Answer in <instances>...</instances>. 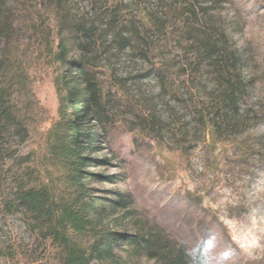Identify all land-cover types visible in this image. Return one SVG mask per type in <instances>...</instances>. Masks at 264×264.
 I'll return each mask as SVG.
<instances>
[{
	"label": "rangeland",
	"instance_id": "1",
	"mask_svg": "<svg viewBox=\"0 0 264 264\" xmlns=\"http://www.w3.org/2000/svg\"><path fill=\"white\" fill-rule=\"evenodd\" d=\"M198 1L207 14L197 22L186 15L193 0H62L63 9L8 0L3 12L14 25L0 45L7 59L0 81L21 76L10 99L23 126L8 131L0 162V264H61L58 247L8 205L21 177L36 186L66 184L51 142L60 121L58 44L70 40L62 33L68 20L97 29L89 70L107 114L92 121L100 136L92 156L108 162L90 168L99 175L93 193L105 203L124 196L143 225L165 229L199 264H264V0ZM193 30L215 33L241 56L250 86L235 132L222 135L191 114L215 86L205 67L187 65L198 55ZM118 33L129 47L120 46ZM67 55L78 59L83 51L74 44ZM137 221L126 230L135 231Z\"/></svg>",
	"mask_w": 264,
	"mask_h": 264
},
{
	"label": "trees",
	"instance_id": "2",
	"mask_svg": "<svg viewBox=\"0 0 264 264\" xmlns=\"http://www.w3.org/2000/svg\"><path fill=\"white\" fill-rule=\"evenodd\" d=\"M47 1L57 9H63L62 0ZM7 2L0 0V45L10 39L14 25L11 14L3 12ZM195 2L199 1L187 3L186 15L189 20L198 22L199 14L206 16L207 12L201 3L198 9ZM96 30L94 25L68 20L62 33L68 34L70 40L64 36L58 44V62L62 70L56 82L61 107L60 121L52 132L51 154L63 168L65 187L30 185L21 177L8 206L26 213L43 237L58 247L61 264H140L143 259L154 264H199L186 244L173 239L165 229L143 225V220L137 219L131 203H127L124 196L107 199L108 203H105L104 197L95 195L90 187L99 176L90 168L108 162L107 158L92 156L100 137L92 121L100 123L107 114L99 81L89 70L96 59V56L88 55L96 47ZM115 37L122 48L131 44L124 34L118 33ZM191 42L198 55L186 59L187 65L195 72L205 67L215 80V86L209 88L207 102H203L202 107L193 103L196 112L191 114L196 121L210 125L222 135L235 132L243 124L239 120L241 103L249 94L250 86L242 77L241 56L211 31L198 35L193 30ZM74 44L83 55L70 60L67 54ZM1 55L4 54L0 52L2 80L7 59ZM20 78V75L11 76L6 84L0 81V162L7 150L8 131L12 126H23L10 99L12 84ZM103 177L111 180L112 176ZM135 219L138 228L127 231V225Z\"/></svg>",
	"mask_w": 264,
	"mask_h": 264
}]
</instances>
